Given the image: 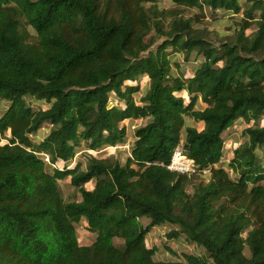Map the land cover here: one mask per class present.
Masks as SVG:
<instances>
[{
  "label": "trees",
  "instance_id": "trees-1",
  "mask_svg": "<svg viewBox=\"0 0 264 264\" xmlns=\"http://www.w3.org/2000/svg\"><path fill=\"white\" fill-rule=\"evenodd\" d=\"M160 1L0 0V99L9 102L0 117V264H208L197 255L156 260L147 235L165 223L179 226L170 237L183 233L205 247L213 264H264V0ZM188 8L243 17L215 45L184 16ZM153 30L160 42L147 40ZM197 50L192 76L175 75L174 55L189 60ZM142 78L149 87L137 100ZM28 96L47 106L35 108ZM201 102L207 106L197 109ZM240 118L253 125L229 159L232 175L218 164ZM129 119L146 124L135 129L125 162L90 156L69 164L83 143L94 151L125 146ZM179 145L210 171L208 181L169 169ZM65 180L80 200L65 201ZM82 219L95 237L86 245Z\"/></svg>",
  "mask_w": 264,
  "mask_h": 264
},
{
  "label": "rangeland",
  "instance_id": "rangeland-1",
  "mask_svg": "<svg viewBox=\"0 0 264 264\" xmlns=\"http://www.w3.org/2000/svg\"><path fill=\"white\" fill-rule=\"evenodd\" d=\"M244 6H247L246 1H241ZM149 5V4H147ZM159 5L163 8H173L175 5L171 3L169 0H161ZM185 17L192 18V25L194 28H204L208 29V39L211 44L220 45V43L226 39L228 36L234 34V30L239 28V23L241 18L243 17L241 14H233L232 12H226L224 10H219L216 13L212 12L210 9L205 8L203 11L197 8H188L184 10ZM169 19L164 21L166 28L169 25ZM29 30L35 34V31L31 28V26L27 25ZM257 30V26L253 25L249 30H247L248 35H252ZM155 36L156 41L158 42L160 39L156 36V31L153 30L149 37L147 38L150 41L151 37ZM161 41V40H160ZM159 41V42H160ZM174 55V54H173ZM174 60L178 61L181 65V69L177 70L175 67L173 72L175 75L178 73H184L185 77H191L193 71L199 65L202 60V56L200 53L195 51L190 57L189 60L184 59V54L176 53L174 55ZM141 81L143 82V89L141 92L136 95V99L139 100L140 97L145 93V91L149 87V83L146 79L142 78ZM137 82H135L136 84ZM178 95L185 98L188 102L190 100L189 95L186 91L178 93ZM29 102L35 108L45 107L47 106L46 103H42L40 101H36L35 98L28 96L27 97ZM9 105V102L6 100L0 99V117L4 113L5 109ZM207 104L201 102L197 105V109L206 107ZM187 122L201 129L203 124L201 122H197L192 118L187 117ZM264 123V121H261ZM127 127V142L125 146H118V147H108L101 150H88L85 149L87 146L85 143L82 144V147L79 149L78 153L76 154L75 158L69 161V164H75L77 161L81 160L83 165L88 162L90 156H96L98 158H104L108 156H113V158H117L122 162H125V158L130 154L131 146L134 140V133L135 129L139 126L145 125L146 120H135L129 119L124 122ZM250 125H253V121L248 122L242 118L235 121V123L228 129L225 133L226 144L224 148V155L225 159L223 162L219 163V166H225L230 173L233 175L232 170L229 168V159L233 155V150L238 147L241 143L247 140V137L244 135V129ZM51 127V125L47 124L44 128H42L37 134L31 135L32 139L36 142L42 141V139L47 134V130ZM8 137H10V132H7V135L3 138V143L8 142ZM259 155L261 160L264 161V149L259 151ZM48 160V159H46ZM194 182L200 181H208L210 177V171L204 170L195 173L192 176ZM60 187L63 192V197L66 202L78 201L81 199V194L79 190L70 182V180H65L60 183ZM88 189L94 188V182H89L86 184ZM187 191L190 194H193L194 189L192 185H189ZM141 221L144 225L149 224L150 219L148 217H142ZM85 219H82L81 222L78 224L79 228V239L82 245H86L94 240V235L88 232L85 229ZM174 229H179L178 225L165 223L160 226L154 227L150 233L147 235V245L149 247H155V259L156 260H179V261H186L189 255H197L202 257L207 261L208 264H213L212 259L209 257L208 251L205 247L201 246L197 242H192L185 234L179 233L176 237H170V232ZM247 232L244 233L246 235ZM115 243L117 246L122 247L124 241L120 238H115ZM245 254L250 256V250L248 247L245 249Z\"/></svg>",
  "mask_w": 264,
  "mask_h": 264
},
{
  "label": "built area",
  "instance_id": "built-area-1",
  "mask_svg": "<svg viewBox=\"0 0 264 264\" xmlns=\"http://www.w3.org/2000/svg\"><path fill=\"white\" fill-rule=\"evenodd\" d=\"M169 169L194 176L195 173L199 172V167L197 166L194 159L190 158L182 145H179L174 150L171 158V162L168 165Z\"/></svg>",
  "mask_w": 264,
  "mask_h": 264
},
{
  "label": "crops",
  "instance_id": "crops-1",
  "mask_svg": "<svg viewBox=\"0 0 264 264\" xmlns=\"http://www.w3.org/2000/svg\"><path fill=\"white\" fill-rule=\"evenodd\" d=\"M201 123H202V122H201ZM202 124H203V123H202ZM203 126H204V124H203ZM202 128H203V127H202ZM202 128H201V129H202ZM201 129H200V130H201Z\"/></svg>",
  "mask_w": 264,
  "mask_h": 264
}]
</instances>
